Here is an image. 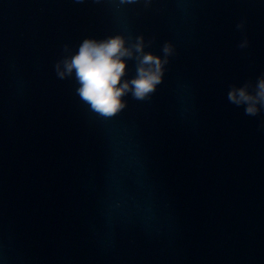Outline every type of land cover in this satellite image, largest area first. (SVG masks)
Segmentation results:
<instances>
[{
	"label": "clouds",
	"instance_id": "obj_1",
	"mask_svg": "<svg viewBox=\"0 0 264 264\" xmlns=\"http://www.w3.org/2000/svg\"><path fill=\"white\" fill-rule=\"evenodd\" d=\"M85 0H75L84 3ZM99 3L100 0H94ZM147 7L151 0H143ZM140 3V0H118V5ZM246 20L236 24L241 32L237 44L240 50L247 49L250 41L246 34ZM155 41V37L146 40L144 35L132 36L118 33L102 39L84 38L74 52L65 43L61 57L54 63V71L60 80L71 79L80 100L89 110L99 117L111 118L127 107L125 97L131 95L137 101L151 100L158 85L163 81L170 58L175 53V46L165 41L161 47L162 55L146 51ZM134 61L135 75L128 76V62ZM227 100L236 107H243L244 114L257 117L264 112V73L253 82L245 81L242 85H229ZM260 130H264V119H261Z\"/></svg>",
	"mask_w": 264,
	"mask_h": 264
}]
</instances>
